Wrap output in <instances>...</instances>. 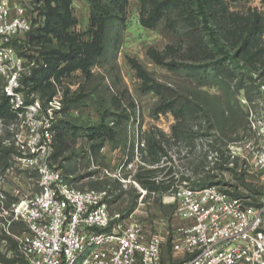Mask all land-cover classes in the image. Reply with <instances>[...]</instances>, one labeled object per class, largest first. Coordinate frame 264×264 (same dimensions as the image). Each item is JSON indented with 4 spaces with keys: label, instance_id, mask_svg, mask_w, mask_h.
<instances>
[{
    "label": "rangeland",
    "instance_id": "rangeland-1",
    "mask_svg": "<svg viewBox=\"0 0 264 264\" xmlns=\"http://www.w3.org/2000/svg\"><path fill=\"white\" fill-rule=\"evenodd\" d=\"M27 2L30 5L32 0ZM223 3L226 7L225 15L220 13L215 0H211L205 8L209 26L220 34L221 51L211 41L209 30L205 27L201 15L197 16L196 23L192 24L173 11L168 15L170 20L167 17L162 18L154 28H149L141 22V3L138 0H128L122 14L118 13V17L113 18L111 22L108 20L104 52L89 75L77 70L63 76L58 82V86L65 93L63 112L59 118L63 124L85 128L104 119L105 124L109 125L110 122L115 129L118 140L111 143L107 136L102 140H89L84 130L74 131L70 128L66 143L70 149L52 162L62 166L65 175L72 182L80 180L89 185H98L101 181L109 183L110 177L111 180L118 179L126 191L136 189L140 196L132 212L143 222L148 232L154 230L155 224L160 225L163 218L172 219L173 226L181 224L175 216L176 202L172 200V193L162 196L161 205H158L157 197L144 194L142 190L145 189L133 177L141 159L139 147L143 146L147 134L156 130L168 135L173 132L177 119L171 112H155L161 98L145 88L144 80L135 64H139L157 82L193 97L210 113L215 114L210 115V118H219V124L221 122L223 125V122L228 121L233 123L232 128L217 124L218 130L235 132L236 138H246L250 147L258 141L257 133L252 129L248 131V127H252L253 121H264V0H223ZM91 5L90 0L72 2L77 24L71 31L84 33L85 38L91 24ZM31 6L35 7V4L32 3ZM256 14L262 21L263 29L259 32L253 30L248 36ZM193 33L196 38H201L202 43L212 52L210 55L199 50L194 51ZM248 38L252 43L247 46ZM168 47L173 49V53L166 62L175 60L182 64L175 65V69L157 64L149 55L151 49L167 55ZM197 47H200V44ZM27 48L31 56L39 57L38 46L30 45ZM29 61L31 59L26 57V63ZM3 83L4 81H0V96ZM54 91L48 87L35 94L45 98ZM27 131L20 121L0 118V139H4V143L14 141L15 146L20 149V145L29 141ZM16 134L20 138L16 137ZM93 143H97V147L101 143L104 146H99L94 152L91 148ZM132 145L135 146V159L128 164L126 161L129 149L126 148ZM250 147L243 148L244 156H250ZM21 156L22 154L17 157V162ZM244 161L246 160H239L238 165ZM12 165L10 171L6 170L0 175V191L8 190L11 196L18 199L15 202L17 204L23 198L36 195L39 188L34 170L26 176L20 171L15 160ZM91 172L101 174L100 179H91ZM239 174L234 171L226 172L222 176L223 179L238 185L236 191L243 194H249L245 184L250 189H257L251 177L240 178ZM108 187L109 185L106 188ZM0 196L2 197L1 194ZM125 198L126 201L129 200L128 194ZM167 205L170 207H166ZM127 206L126 202L123 207ZM12 208L13 203L1 212L8 216ZM113 208L112 205V213L116 212ZM13 220L20 221L15 219L14 215ZM8 226L9 223L0 225L4 228ZM24 229L22 225L18 226L16 238ZM2 249L6 250V247Z\"/></svg>",
    "mask_w": 264,
    "mask_h": 264
},
{
    "label": "built area",
    "instance_id": "built-area-1",
    "mask_svg": "<svg viewBox=\"0 0 264 264\" xmlns=\"http://www.w3.org/2000/svg\"><path fill=\"white\" fill-rule=\"evenodd\" d=\"M37 15L27 0H0L2 94L17 116L15 122L28 130L18 165L38 173V193L12 208L15 219L26 225L17 237L26 264H264V121L252 122L256 145L250 147L246 138L226 144L229 166L236 158L246 160L237 169L252 178L255 192L228 191L233 183L225 179L199 187L193 179L176 175L172 200L181 224L173 226L172 220L163 218L148 232L134 212L126 217L111 214L107 191L75 188L52 162L65 93L52 80L51 97L27 94L23 78L38 63H26L13 44L42 25L43 18ZM210 142L201 139L198 148L208 152L212 164L217 151L209 148ZM245 147H250V156L242 154ZM181 170L191 175L187 167Z\"/></svg>",
    "mask_w": 264,
    "mask_h": 264
},
{
    "label": "trees",
    "instance_id": "trees-1",
    "mask_svg": "<svg viewBox=\"0 0 264 264\" xmlns=\"http://www.w3.org/2000/svg\"><path fill=\"white\" fill-rule=\"evenodd\" d=\"M91 1V24L87 30V37L84 33H74L71 28L77 24V18L73 13L72 2L73 0H32L30 4H35L32 10L38 13V17L43 18L42 25L33 28L27 33L26 37L20 42L15 41L13 44L17 47L18 51L31 60H36L38 66L30 68L29 73L24 76L23 84L24 90L27 94L37 93V91L45 88H53L54 83L61 80L63 76L70 75L71 73L80 70L89 75L92 67L97 63L99 57L103 54L105 49V34L107 30L108 20L111 22L113 18L118 17V13L124 11V7L128 0H90ZM142 6L143 25L149 28H154L158 22L169 16L171 12L176 11L177 15L195 24L196 17H202L205 27L209 30V37L214 46L220 48V34L213 31L209 26L208 15L206 12V5L211 0H138ZM219 6V11L226 14V7L223 0H215ZM237 1V0H231ZM194 7L197 9H194ZM197 11V12H196ZM199 13V14H197ZM213 14V12H212ZM262 21L256 14L252 23V28L248 33L251 35L253 30L261 31L263 29ZM194 43V51L197 50L210 55L212 52L208 47L202 43L201 38H196V34H192ZM250 38H248L249 40ZM247 41V39H246ZM252 43L251 40L247 42V46ZM200 44V47H197ZM34 45L39 48V57L31 56L27 51L28 46ZM25 49V50H24ZM173 53V49L168 47L167 55H163L158 51L151 49L149 51L150 57L160 65H167L171 69L174 66L182 65L181 62L171 60L167 63L166 59ZM226 59V58H225ZM42 60V63L39 61ZM187 65V64H185ZM139 75L143 78L145 88L149 91L160 96V103L156 107V113L171 112L177 119L176 124L173 126V132L170 134L159 133L156 130L147 134L143 146L139 147L141 159L137 163V170L134 174V180L146 190L147 194H153L157 197L156 202L161 205L162 196L167 193H173L177 187L175 185L174 177L177 175L180 179H193V184L203 187L212 182H220L223 179L222 174L226 172L240 173V178H246L243 171L239 172L237 169L238 158L233 160L234 166H229L231 156L226 147L227 141L237 140L235 132H224L217 129L219 118H210V113L193 97L185 95L171 86L164 85L152 79L149 73L144 70L139 64H135ZM0 81L3 79L0 77ZM3 85V84H2ZM49 95L45 98H49ZM41 97V96H40ZM43 98V97H41ZM248 117V113H246ZM0 118L10 121H16L17 116L11 110L9 101L6 96H0ZM104 119L96 125L87 127H75L74 125L68 126L59 120L55 126V133L53 138V152L52 161L60 157L65 151L70 149L67 147V138L70 135L69 130L73 128L76 130H84L89 140L104 139L105 136L109 138L111 143H116L118 140L115 129L104 123ZM14 123V122H11ZM118 123V122H114ZM203 123L205 126L203 127ZM223 122L224 127L232 128L233 123ZM221 126L222 123L220 122ZM237 125V124H234ZM220 126V127H221ZM197 127V128H196ZM223 128V127H221ZM251 128L248 127V131ZM235 133V134H233ZM234 137H231L233 136ZM201 139H210L208 144L209 148L217 151V157L211 164L208 158V152L203 147L198 148V142ZM14 141L4 143V139H0V175L6 170L10 171L13 160L17 162V157L22 154L21 150L15 146ZM103 143V142H102ZM98 145L102 147L104 145ZM97 143L91 145L92 150L96 152L99 148ZM127 147V146H126ZM129 152L127 154V163L130 164L135 159V146L127 147ZM125 149V150H126ZM185 149L187 152H185ZM185 154L182 157V153ZM62 157V156H61ZM64 159V158H63ZM176 161H178L176 163ZM19 166V165H18ZM63 171L62 166H57ZM182 167H187L191 171L190 176H186L185 172L181 170ZM208 167V169H207ZM20 168V167H19ZM17 169V168H16ZM15 169V172L17 171ZM22 173L31 174V169H21ZM14 172V171H13ZM14 172V173H15ZM37 176L38 173L34 171ZM91 172L89 175L94 174ZM65 175V173H64ZM66 180L72 184V181L65 175ZM107 185H109L108 188ZM247 184L244 185L249 193L256 190L250 189ZM100 188L107 191L109 195L108 205L111 211H116L112 214L119 213L122 217L128 216L135 209L139 196L136 189L131 192L123 188V184L118 179L109 177V183L101 181ZM228 191L239 193L236 191L238 185H231ZM39 188V186H38ZM0 194V225L9 223L7 228L0 227V264H26L24 255L21 253L16 238L18 234V226L22 225L26 230V225L22 221L13 220V212L8 216L2 214V210H6L10 205L16 204L17 198L10 195L6 189L1 190ZM128 194L129 200L126 201L125 195ZM127 207H123L125 203ZM175 208L177 204L175 203ZM166 207H170L167 205ZM123 208V209H122ZM121 210V211H118ZM2 214V215H1ZM168 220H172L167 218ZM4 243V244H3ZM2 247H6L3 250ZM9 253H11L9 255Z\"/></svg>",
    "mask_w": 264,
    "mask_h": 264
},
{
    "label": "crops",
    "instance_id": "crops-1",
    "mask_svg": "<svg viewBox=\"0 0 264 264\" xmlns=\"http://www.w3.org/2000/svg\"><path fill=\"white\" fill-rule=\"evenodd\" d=\"M105 149V148H104ZM93 176H91L90 178L91 179H95V180H98L100 179V176L101 174H92ZM97 175V177L95 176ZM85 178V177H84ZM88 179V177H86ZM94 181V180H93ZM74 182V181H73ZM72 182V185L77 188V189H80V190H85V189H95V190H103L102 188H100V184H86V183H83L82 181L78 180V181H75L74 183ZM101 183V182H100Z\"/></svg>",
    "mask_w": 264,
    "mask_h": 264
}]
</instances>
